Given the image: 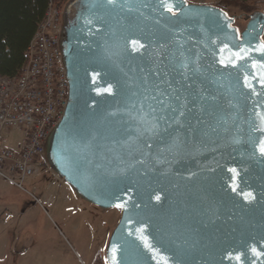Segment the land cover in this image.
<instances>
[{
    "label": "water",
    "instance_id": "95a60500",
    "mask_svg": "<svg viewBox=\"0 0 264 264\" xmlns=\"http://www.w3.org/2000/svg\"><path fill=\"white\" fill-rule=\"evenodd\" d=\"M62 50L48 158L122 210L107 264H264V13L240 32L209 4L71 0Z\"/></svg>",
    "mask_w": 264,
    "mask_h": 264
},
{
    "label": "rangeland",
    "instance_id": "374dc122",
    "mask_svg": "<svg viewBox=\"0 0 264 264\" xmlns=\"http://www.w3.org/2000/svg\"><path fill=\"white\" fill-rule=\"evenodd\" d=\"M187 2L221 8L240 32L252 14L264 13V0ZM5 135L12 148L23 137L19 130ZM46 147L48 154L49 140ZM0 208V264H95L98 254L107 264L108 242L122 216L121 209H103L79 196L52 166L25 180L23 189L0 176ZM10 213L14 220L3 225Z\"/></svg>",
    "mask_w": 264,
    "mask_h": 264
},
{
    "label": "built area",
    "instance_id": "2783aa9c",
    "mask_svg": "<svg viewBox=\"0 0 264 264\" xmlns=\"http://www.w3.org/2000/svg\"><path fill=\"white\" fill-rule=\"evenodd\" d=\"M68 1L50 0L28 47L25 68L17 76L0 78V176L22 189L42 167L51 169L46 145L69 99L62 50ZM9 130L23 133L16 148L6 144ZM3 220L11 223L14 216L7 214Z\"/></svg>",
    "mask_w": 264,
    "mask_h": 264
},
{
    "label": "trees",
    "instance_id": "16d2710c",
    "mask_svg": "<svg viewBox=\"0 0 264 264\" xmlns=\"http://www.w3.org/2000/svg\"><path fill=\"white\" fill-rule=\"evenodd\" d=\"M49 2L50 0H0L1 77L17 76L25 68L28 61V47ZM94 262L104 264L99 254L95 256Z\"/></svg>",
    "mask_w": 264,
    "mask_h": 264
},
{
    "label": "snow or ice",
    "instance_id": "6c2138e0",
    "mask_svg": "<svg viewBox=\"0 0 264 264\" xmlns=\"http://www.w3.org/2000/svg\"><path fill=\"white\" fill-rule=\"evenodd\" d=\"M109 2L112 3L113 0H109ZM168 11H172V9L169 7V8H168ZM134 43H135V42H134ZM161 103H163V102L161 101ZM181 115H183V113H181ZM261 151H262V153H264V148H262Z\"/></svg>",
    "mask_w": 264,
    "mask_h": 264
},
{
    "label": "crops",
    "instance_id": "0c3cea01",
    "mask_svg": "<svg viewBox=\"0 0 264 264\" xmlns=\"http://www.w3.org/2000/svg\"><path fill=\"white\" fill-rule=\"evenodd\" d=\"M4 209H5V207H4ZM4 209H1V208H0V217H1V212H2ZM8 224H9V223H8ZM3 225H6V223H4V220H3Z\"/></svg>",
    "mask_w": 264,
    "mask_h": 264
},
{
    "label": "bare ground",
    "instance_id": "6f19581e",
    "mask_svg": "<svg viewBox=\"0 0 264 264\" xmlns=\"http://www.w3.org/2000/svg\"><path fill=\"white\" fill-rule=\"evenodd\" d=\"M68 5V4H67ZM67 7V6H66ZM65 10H66V8H65ZM64 14H65V11H64ZM63 18H64V16H63Z\"/></svg>",
    "mask_w": 264,
    "mask_h": 264
}]
</instances>
